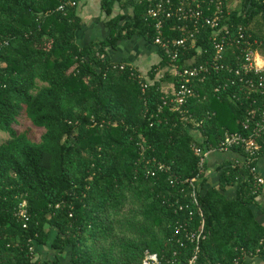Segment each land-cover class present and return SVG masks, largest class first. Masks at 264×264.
Listing matches in <instances>:
<instances>
[{
    "label": "trees",
    "instance_id": "obj_1",
    "mask_svg": "<svg viewBox=\"0 0 264 264\" xmlns=\"http://www.w3.org/2000/svg\"><path fill=\"white\" fill-rule=\"evenodd\" d=\"M73 1L75 7L57 11L59 0H0V132L8 134L0 144V264H141L145 250L165 257L176 252V264H185L192 249L180 248L172 233L187 218V211L176 212L187 200L164 175L146 177L149 165L137 162L140 144L148 158L182 178L197 171L190 134L174 115L157 113L171 94L167 76L155 80L167 60L159 54L146 76L152 84L142 92L131 77L138 72L112 69L109 54L133 36L151 44L147 3L100 0L107 35L80 46L83 0ZM241 7L233 24L247 27L263 49L264 4L241 0ZM171 25L164 33L174 37ZM202 47L210 50L206 42ZM213 83L196 85L206 100L192 101L191 109L196 116L214 112L205 131L215 146L225 131L240 129L244 108L225 96L217 100ZM22 113L44 130L38 142L13 130ZM215 173L217 185L204 179L198 200L204 239L195 264H232L240 248H261L264 255V225L252 212L256 197L244 167L226 163ZM21 202L29 214L25 228L14 216ZM190 210L196 230L201 218Z\"/></svg>",
    "mask_w": 264,
    "mask_h": 264
},
{
    "label": "built area",
    "instance_id": "obj_2",
    "mask_svg": "<svg viewBox=\"0 0 264 264\" xmlns=\"http://www.w3.org/2000/svg\"><path fill=\"white\" fill-rule=\"evenodd\" d=\"M137 1L147 3L145 20L151 23L153 30L151 45L167 60V66L157 70L155 80L162 81L167 76L170 83L166 84V88L171 86V94L159 104L157 113L166 110L174 115L190 134V150L197 159V171L192 177L182 178L174 173L171 165L148 158L140 144L137 162H147L149 165L144 170L146 177L164 175L170 187L179 188L178 197L182 195L187 200L185 204L178 203L176 212L187 211V218L175 222L172 240L180 248L191 247V255L185 264H195L200 242L204 239L198 200L203 190V180H208L215 170L207 167L209 155L214 152H236L237 157L229 164L232 168L244 167L246 175L243 178L250 184V194L257 197L264 186V173L257 166L264 139V56L258 51L261 42L253 37L247 27L233 24V16H239V13L227 9L229 0ZM260 1L264 4V0ZM76 5L73 0H59L57 11ZM167 22L173 24L169 31L176 36L165 35ZM204 42L208 43L210 50L203 49ZM113 63L112 69L120 71L128 66ZM128 69L133 70L131 66ZM134 73H131V77L135 76L141 91H146L152 79ZM208 79L214 82L211 93L217 100L225 96L232 105L244 108L240 129L225 131L215 146L208 143L205 131L206 122L214 117V112L207 111L196 116L191 109L192 101L206 100L205 95L196 90V85H202ZM191 207L201 218L196 230L190 226L194 216ZM14 216L25 228L29 218L25 202L17 205ZM260 250L257 248L253 253L240 248L232 264H243L245 256L256 255ZM175 256L176 252L165 257L145 250L141 264H176Z\"/></svg>",
    "mask_w": 264,
    "mask_h": 264
},
{
    "label": "crops",
    "instance_id": "obj_3",
    "mask_svg": "<svg viewBox=\"0 0 264 264\" xmlns=\"http://www.w3.org/2000/svg\"><path fill=\"white\" fill-rule=\"evenodd\" d=\"M99 1L100 0L82 1V7L79 12L82 22L76 34L77 43L80 46H83L92 40H101L107 35V31L102 26V21H104L105 16L99 9ZM96 5L98 8L97 12L94 11ZM227 9L235 14L241 13V0H235L234 5L230 2L227 4ZM129 10L130 9H126L125 12H128ZM118 12L119 8L116 5L113 14H117ZM94 15L97 16V19L92 18ZM263 49H259V53L260 51L262 52ZM109 54L112 62L124 63L131 66L136 72L145 77L150 73L153 67L158 66L161 59L159 53L150 43H147L143 38L137 36H133L128 40H121L118 43L117 48L109 51ZM236 157L237 153L234 151L214 152L208 157L207 167L216 169L223 164H229ZM257 166L259 171L264 173V153L259 156ZM216 185L217 175L215 170H213L208 177V186ZM234 193L233 188H228L225 191V196L232 199ZM255 202V207H251L252 212L258 222L264 225V186L256 197ZM243 264H264V255L256 254L245 256L243 258Z\"/></svg>",
    "mask_w": 264,
    "mask_h": 264
},
{
    "label": "rangeland",
    "instance_id": "obj_4",
    "mask_svg": "<svg viewBox=\"0 0 264 264\" xmlns=\"http://www.w3.org/2000/svg\"><path fill=\"white\" fill-rule=\"evenodd\" d=\"M230 2L233 5L235 4V0H229L228 4ZM80 7H82V4L80 5ZM94 11L95 12L98 11L97 5H96V8H95ZM96 17H97L96 15L92 16V18H94V19H97ZM168 85H169V83H168ZM12 128L17 133H24V134H26L27 138L30 139L33 142H38L39 139H40V136L44 132L43 129L34 127L31 124V122L26 119V117L24 116L23 113L18 117L17 123H15V124L12 125ZM7 138H8V134L7 133L0 132V144L4 143ZM45 256H48V257L50 256L51 257V255H49V253L47 251L45 252Z\"/></svg>",
    "mask_w": 264,
    "mask_h": 264
}]
</instances>
